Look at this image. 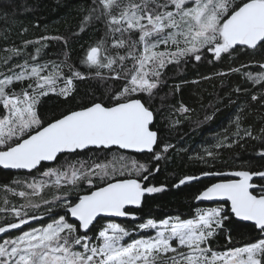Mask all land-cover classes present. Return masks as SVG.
I'll return each mask as SVG.
<instances>
[{"label": "snow or ice", "instance_id": "1", "mask_svg": "<svg viewBox=\"0 0 264 264\" xmlns=\"http://www.w3.org/2000/svg\"><path fill=\"white\" fill-rule=\"evenodd\" d=\"M93 22L103 25V36L84 50L79 65L67 53L62 60L39 59L47 41L67 45L63 36L26 40L0 58V169L16 173L0 183V264H264V183L253 182L264 180V170L212 171L219 151L198 154L208 170L173 184L227 177L193 197L216 206H196L189 217H148L131 230L110 219L136 220L133 209L142 207L146 195L167 188L150 178L173 147L155 150L153 101L168 67L264 53V0H92L81 31ZM32 45H38L34 54L25 56ZM250 66L259 70L241 72ZM230 73L264 87V55L217 75ZM88 80L107 86L99 96L77 100V82ZM52 97L72 106L49 114ZM251 100L264 104V91ZM178 111L191 109L181 104ZM241 120L237 113L232 121L238 139L228 143L225 135L215 149L245 137L264 141V127L253 136ZM130 153H151L150 162ZM257 154L264 160V148ZM232 217L251 222L254 236L214 247ZM226 242L233 243L231 234Z\"/></svg>", "mask_w": 264, "mask_h": 264}, {"label": "trees", "instance_id": "2", "mask_svg": "<svg viewBox=\"0 0 264 264\" xmlns=\"http://www.w3.org/2000/svg\"><path fill=\"white\" fill-rule=\"evenodd\" d=\"M91 6L92 0H0V58L8 55L5 49L23 47L26 40L35 41L41 36H63L67 39V45L63 41H47V47L42 50L39 59L62 60L67 53L69 62L79 65L84 50L100 39L104 32L103 25L98 22L86 24L81 31V25ZM35 47L38 45L29 46L24 55L34 54ZM261 55L264 53H239L234 59L225 56L222 60L212 63L208 60L191 61L179 68L171 65L168 67L166 82L153 101V110L157 113L154 128L159 134V146H156L155 150L160 152L164 144L173 147L164 153L166 159L159 161L160 171L150 178L151 183L157 186L167 185V188L163 192L146 195L142 207L133 209L137 215L136 220L126 218L115 220L116 222L131 230L148 217H189L196 206L209 207L216 204L217 202L197 203L193 197L205 185L221 179L219 176L201 177L200 180L179 188L173 187V184L185 175L199 176L201 171L208 170V165L197 159L198 154L203 155L205 149L220 152L212 171L227 172L246 167L264 170V160L257 154L264 148L262 140L245 137L239 143H233L231 148H214L225 135H228V143L238 139L232 135L236 131V125L232 121L237 113L242 117L241 128L251 126L253 136L261 135L260 129L264 127V104L252 101L251 96L260 95L264 87L254 85L240 73L217 75L220 72L227 73L230 67H240L242 62L249 63L253 56L260 59ZM15 60L23 62V58ZM80 67L86 71L82 65ZM258 70L257 67L250 66L241 69V72ZM176 85H179L178 90ZM106 86L107 83L101 84L95 80L77 82V100H86L93 94L99 96ZM238 86L246 88L247 91H235ZM181 104L191 111L179 112ZM71 106L72 104L65 103L62 99L52 97L45 111L49 114L58 113ZM130 155L145 163H149L151 159V153ZM15 175L12 170L0 169V183H8ZM254 180L258 184L262 183L259 177ZM3 195L4 193L0 192V196ZM10 199L16 203L22 202L15 197L10 196ZM227 207L228 205L226 209ZM31 223L38 226L36 221ZM228 234L232 236V244L226 242ZM253 236L250 223L232 217L230 221L225 222L224 233L218 235L213 244L214 247L222 249L243 243Z\"/></svg>", "mask_w": 264, "mask_h": 264}, {"label": "water", "instance_id": "3", "mask_svg": "<svg viewBox=\"0 0 264 264\" xmlns=\"http://www.w3.org/2000/svg\"><path fill=\"white\" fill-rule=\"evenodd\" d=\"M13 171V170H12ZM255 178V177H254ZM254 178H253V180H254ZM220 181H222V180H218V181H216V182H220ZM254 182V181H253ZM255 183V182H254ZM197 202V201H196ZM197 203H201V202H197ZM202 203H216V202H209V201H205V202H202ZM228 207H230V205H228ZM235 218V217H234ZM110 219H112V220H122V219H126V218H118V217H113V218H110ZM236 220H238L237 218H235ZM246 223H250L251 224V222H246Z\"/></svg>", "mask_w": 264, "mask_h": 264}, {"label": "rangeland", "instance_id": "4", "mask_svg": "<svg viewBox=\"0 0 264 264\" xmlns=\"http://www.w3.org/2000/svg\"><path fill=\"white\" fill-rule=\"evenodd\" d=\"M15 62V61H14ZM41 62H43V61H41ZM20 63H22V61H20ZM262 183H264V180H262ZM214 206H216V204H214V205H212V206H209V207H214Z\"/></svg>", "mask_w": 264, "mask_h": 264}, {"label": "bare ground", "instance_id": "5", "mask_svg": "<svg viewBox=\"0 0 264 264\" xmlns=\"http://www.w3.org/2000/svg\"><path fill=\"white\" fill-rule=\"evenodd\" d=\"M219 177H221V176H219ZM221 178H225V179H226L227 177H221ZM254 179H255V178H254ZM220 180H224V179H220ZM253 181L255 182V180H253ZM255 183H256V182H255ZM257 184H258V183H257Z\"/></svg>", "mask_w": 264, "mask_h": 264}, {"label": "flooded vegetation", "instance_id": "6", "mask_svg": "<svg viewBox=\"0 0 264 264\" xmlns=\"http://www.w3.org/2000/svg\"><path fill=\"white\" fill-rule=\"evenodd\" d=\"M221 179H225V178H221ZM220 180V179H219Z\"/></svg>", "mask_w": 264, "mask_h": 264}]
</instances>
